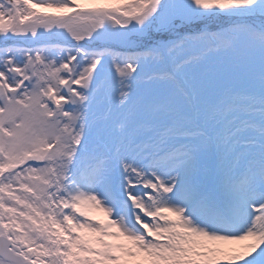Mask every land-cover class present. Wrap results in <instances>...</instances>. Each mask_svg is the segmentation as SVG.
Returning a JSON list of instances; mask_svg holds the SVG:
<instances>
[{
  "label": "snow or ice",
  "instance_id": "obj_1",
  "mask_svg": "<svg viewBox=\"0 0 264 264\" xmlns=\"http://www.w3.org/2000/svg\"><path fill=\"white\" fill-rule=\"evenodd\" d=\"M0 264H264V0H0Z\"/></svg>",
  "mask_w": 264,
  "mask_h": 264
}]
</instances>
